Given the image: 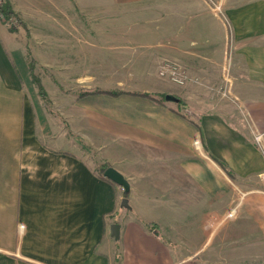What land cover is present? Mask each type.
Returning a JSON list of instances; mask_svg holds the SVG:
<instances>
[{
	"label": "crops",
	"instance_id": "1",
	"mask_svg": "<svg viewBox=\"0 0 264 264\" xmlns=\"http://www.w3.org/2000/svg\"><path fill=\"white\" fill-rule=\"evenodd\" d=\"M73 1L114 9L144 0ZM231 4L232 39L203 12L190 14L196 22L189 29L175 27L172 58L185 72L184 86L157 73L167 48L145 52H157V60L129 56L119 76L110 55L99 57L106 66L82 71L86 55L78 48L71 58V42L63 41L62 79L91 76L93 89L166 95L163 104L130 93L75 99L66 117L87 147L44 109L0 21V264H225V238L204 247L214 213L225 212L232 180L264 174V146L254 140L264 134V0ZM93 47L115 52L112 44ZM222 82L229 86L224 98L214 90ZM97 163L128 181V208L120 205L122 188L101 178Z\"/></svg>",
	"mask_w": 264,
	"mask_h": 264
},
{
	"label": "rangeland",
	"instance_id": "2",
	"mask_svg": "<svg viewBox=\"0 0 264 264\" xmlns=\"http://www.w3.org/2000/svg\"><path fill=\"white\" fill-rule=\"evenodd\" d=\"M233 1L224 0V4L223 0H144L139 4L108 9L103 6L102 8L93 5L81 6L73 0H9L17 17L11 16L5 20L0 13V21L7 26L11 40L25 58L31 90L41 100L44 109L53 114L58 126L64 125L71 136H74L83 147H87L82 138L69 128L66 115L75 99L81 98L78 97L80 91L93 89L88 85L92 78L82 75L84 77L80 80L62 79L60 65L63 56L69 55L62 51L63 41L71 42L69 47L71 58L77 53L72 51H77L78 48L86 55L82 71L88 72L93 66L95 68L106 66L105 60L99 57L110 55L114 57L112 70L119 76H124L126 71L124 65L131 62L129 56H133V62L137 59L136 62H143L142 56L147 55L154 56L157 60L159 55L157 52L155 54L145 52L149 48L155 51L157 48L162 50L167 48L169 55L159 58L157 73L159 77L167 78L177 86H184L186 80L184 84H178L170 79L168 73L160 74L162 69L169 71L173 67L185 73L173 63L175 27L182 24V28L189 29L190 24L194 25L196 22L191 21L190 14L193 12L196 18L203 12L222 22L229 39H232L230 34L233 24L225 10L233 6L231 4ZM96 30H102V35H97ZM67 33L70 34L69 38L63 36ZM95 44L115 45V52L106 53L101 48L95 51L93 50ZM127 50L133 52H126ZM90 55H93L96 61L91 62ZM226 61H230L229 58ZM74 72L77 73V69H70L68 75H73ZM31 74L38 78L39 84L33 80ZM63 80H69L70 83H63ZM228 89L229 86L225 85V82L214 86L215 93L220 98L226 97V93L229 94ZM258 135L260 139L256 141ZM254 140L258 146H264V134H255ZM91 155L94 154L91 152ZM231 188L225 212L214 213L213 233H207L204 237V247L225 238V264H264V174L258 176L255 181H247L245 184L232 180ZM231 210H234L232 215L229 214Z\"/></svg>",
	"mask_w": 264,
	"mask_h": 264
},
{
	"label": "trees",
	"instance_id": "3",
	"mask_svg": "<svg viewBox=\"0 0 264 264\" xmlns=\"http://www.w3.org/2000/svg\"><path fill=\"white\" fill-rule=\"evenodd\" d=\"M0 13L2 14L3 18L5 20L9 19L11 16H16V13L13 11V9L11 8L10 2L9 0H0ZM32 64L33 61L31 60L30 62V69L32 70ZM32 73V72H31ZM32 75V74H31ZM33 80H35V82L37 84H39L38 78L35 77V75H32ZM93 93H107L113 96H117L121 93H130V94H135V95H139V96H143V97H148L156 102H159L161 104L164 103L166 96L164 94L161 93H147V92H126V91H122V90H102V89H92V90H85V91H80L78 93V97H84L86 95L89 94H93ZM109 165L107 163H99L97 165V174L104 179H108L103 175V171L106 167H108ZM225 172L227 173V175L230 178H233V174L226 168V166L221 165ZM128 194V193H127ZM127 194L123 193V196H127ZM147 228L149 229H154L157 227V224L155 223H146L144 224ZM161 240L163 242H165L166 244H170L171 242H169L166 238H164L163 236H160ZM119 259V255H117V260Z\"/></svg>",
	"mask_w": 264,
	"mask_h": 264
},
{
	"label": "water",
	"instance_id": "4",
	"mask_svg": "<svg viewBox=\"0 0 264 264\" xmlns=\"http://www.w3.org/2000/svg\"><path fill=\"white\" fill-rule=\"evenodd\" d=\"M103 175L106 178H108L109 180H111L112 182H114V183L118 184L119 186H121L124 194H127L129 192V183H128V181L114 167H112V166L106 167L104 169V171H103ZM120 205L122 207H125V208L129 207L127 196H123L122 197Z\"/></svg>",
	"mask_w": 264,
	"mask_h": 264
},
{
	"label": "built area",
	"instance_id": "5",
	"mask_svg": "<svg viewBox=\"0 0 264 264\" xmlns=\"http://www.w3.org/2000/svg\"><path fill=\"white\" fill-rule=\"evenodd\" d=\"M165 73H168V76L172 81L178 84H184L186 78H185V73L181 72L179 69L173 67L169 71L168 70H161L160 74L164 75ZM260 135L256 136V141H258L260 138ZM234 210H231L229 213H233Z\"/></svg>",
	"mask_w": 264,
	"mask_h": 264
}]
</instances>
